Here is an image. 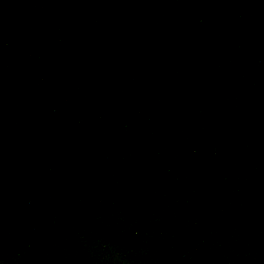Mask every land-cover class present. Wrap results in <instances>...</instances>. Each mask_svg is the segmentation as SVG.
Instances as JSON below:
<instances>
[{
    "label": "water",
    "instance_id": "obj_1",
    "mask_svg": "<svg viewBox=\"0 0 264 264\" xmlns=\"http://www.w3.org/2000/svg\"><path fill=\"white\" fill-rule=\"evenodd\" d=\"M0 264H264V0H0Z\"/></svg>",
    "mask_w": 264,
    "mask_h": 264
}]
</instances>
